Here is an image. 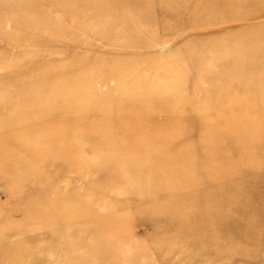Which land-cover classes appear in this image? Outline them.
<instances>
[{
    "label": "rangeland",
    "instance_id": "374dc122",
    "mask_svg": "<svg viewBox=\"0 0 264 264\" xmlns=\"http://www.w3.org/2000/svg\"><path fill=\"white\" fill-rule=\"evenodd\" d=\"M0 264H264V0H0Z\"/></svg>",
    "mask_w": 264,
    "mask_h": 264
},
{
    "label": "bare ground",
    "instance_id": "6f19581e",
    "mask_svg": "<svg viewBox=\"0 0 264 264\" xmlns=\"http://www.w3.org/2000/svg\"><path fill=\"white\" fill-rule=\"evenodd\" d=\"M136 104H137V106L135 105V108L137 107V108H139V107H142V105L141 104H139V103H137V102H135ZM139 104V105H138ZM132 121H133V118H129L128 119V121H126L127 123H132ZM136 124H134V125H136L137 126V124H138V131L136 132V133H134V134H132L131 136H130V141H128V148H126V149H124V150H122V151H124L123 153H127V154H129V153H132V152H134V150H135V148H133L132 146H134V145H132V144H134L136 141H137V136H140V134H142V135H144V136H146L145 135V133L146 132H148V128H150V127H154V125L152 124V121L151 120H149V119H142V118H138V119H136L135 121H134ZM130 125V124H129ZM163 125H165V126H168V125H171V123H170V121H166L165 123H163ZM157 128V127H156ZM168 130H170V129H168ZM157 137H159V136H157ZM168 142H170V141H168ZM209 170V169H208ZM210 171V170H209ZM101 225L103 226V227H101L100 228V231H103L102 233H105V231H106V229H105V225L104 224H102L101 223ZM101 225H99V226H101ZM107 232V234H109L108 233V231H106ZM111 237H113L112 235H111V233L109 234ZM176 238L178 237V238H180V232L179 233H177V236H175ZM174 237V238H175Z\"/></svg>",
    "mask_w": 264,
    "mask_h": 264
}]
</instances>
